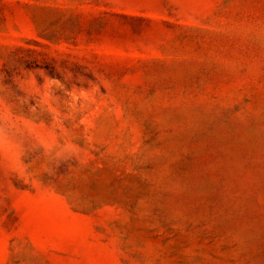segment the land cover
I'll use <instances>...</instances> for the list:
<instances>
[{
	"label": "rangeland",
	"instance_id": "obj_1",
	"mask_svg": "<svg viewBox=\"0 0 264 264\" xmlns=\"http://www.w3.org/2000/svg\"><path fill=\"white\" fill-rule=\"evenodd\" d=\"M0 264H264V0H0Z\"/></svg>",
	"mask_w": 264,
	"mask_h": 264
}]
</instances>
